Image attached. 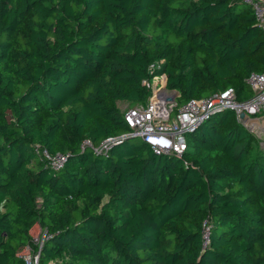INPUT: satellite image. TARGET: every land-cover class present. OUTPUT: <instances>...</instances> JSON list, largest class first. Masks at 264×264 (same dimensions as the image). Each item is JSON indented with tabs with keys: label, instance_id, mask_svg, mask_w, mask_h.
<instances>
[{
	"label": "trees",
	"instance_id": "trees-1",
	"mask_svg": "<svg viewBox=\"0 0 264 264\" xmlns=\"http://www.w3.org/2000/svg\"><path fill=\"white\" fill-rule=\"evenodd\" d=\"M252 72L264 31L245 0H0V264L39 250L35 219L39 264H264V149L233 109L182 155L130 137L96 150L131 131L119 101L147 104L155 76L178 111L250 98Z\"/></svg>",
	"mask_w": 264,
	"mask_h": 264
},
{
	"label": "built area",
	"instance_id": "built-area-1",
	"mask_svg": "<svg viewBox=\"0 0 264 264\" xmlns=\"http://www.w3.org/2000/svg\"><path fill=\"white\" fill-rule=\"evenodd\" d=\"M245 1L252 7L264 31V0ZM155 77L156 79L153 78L151 83H148L152 88L148 103L132 106L123 111L131 131L121 136L107 138L96 150L106 151L110 143L136 134L157 154L182 155L188 147L187 133L218 110L231 108L238 117L240 113L245 112L247 120H253L259 114L264 115V72H252L249 75L248 84L253 95L248 99H238L236 91L230 88L208 97L191 99L178 111H174L178 91L167 87L166 73ZM84 145L94 147L90 140H85ZM42 154L54 169L63 167L66 162V156L60 152L51 153L44 149ZM49 238L47 230L41 228V232L33 237V243L39 250H34L31 246L23 249L22 257L25 264H39L40 250ZM204 242H210L209 227L204 232ZM30 249L35 251V254L29 252Z\"/></svg>",
	"mask_w": 264,
	"mask_h": 264
},
{
	"label": "rangeland",
	"instance_id": "rangeland-1",
	"mask_svg": "<svg viewBox=\"0 0 264 264\" xmlns=\"http://www.w3.org/2000/svg\"><path fill=\"white\" fill-rule=\"evenodd\" d=\"M154 79H156V77H154ZM245 94L247 95L248 93H245ZM132 106H136V104H133L126 100L120 101V105H119L122 111H125L126 109ZM242 121L245 126H247L251 131H253L258 136L259 145L262 149H264V115L259 114L256 118H253V120L244 119ZM133 140L137 143L142 142L141 138H135ZM31 231H32L33 237L38 235L41 232V226H40L38 219L34 220ZM23 252L24 251L22 250L21 254H23ZM29 252H33L35 254V251L31 249L29 250Z\"/></svg>",
	"mask_w": 264,
	"mask_h": 264
},
{
	"label": "water",
	"instance_id": "water-1",
	"mask_svg": "<svg viewBox=\"0 0 264 264\" xmlns=\"http://www.w3.org/2000/svg\"><path fill=\"white\" fill-rule=\"evenodd\" d=\"M249 5H250V4H249ZM246 118H247V115H246L245 112L240 113V115H239V119L244 120V119H246ZM129 137H130V138H140V137L137 136L136 134H131ZM160 155H167V153H161Z\"/></svg>",
	"mask_w": 264,
	"mask_h": 264
},
{
	"label": "crops",
	"instance_id": "crops-1",
	"mask_svg": "<svg viewBox=\"0 0 264 264\" xmlns=\"http://www.w3.org/2000/svg\"><path fill=\"white\" fill-rule=\"evenodd\" d=\"M119 105H120V101H119Z\"/></svg>",
	"mask_w": 264,
	"mask_h": 264
}]
</instances>
